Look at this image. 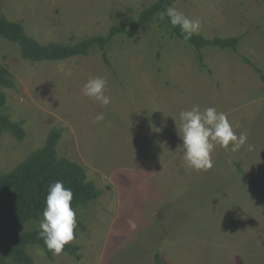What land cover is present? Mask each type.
<instances>
[{
  "label": "rangeland",
  "instance_id": "obj_1",
  "mask_svg": "<svg viewBox=\"0 0 264 264\" xmlns=\"http://www.w3.org/2000/svg\"><path fill=\"white\" fill-rule=\"evenodd\" d=\"M156 1L0 0V19L20 21L42 44L74 45L128 28ZM172 6L198 19L206 38L239 37L237 50L200 53L157 20L134 37L118 33L106 50L96 45L62 60H28L18 42L0 36V63L14 82L0 91L6 113L26 132L23 140L3 133L0 171L61 129L59 156L85 166L101 191L75 209L81 258L30 244L36 264H264V0ZM96 76L107 78V106L82 95ZM193 105L215 107L247 136L236 151L217 145L206 171L186 168L178 136L179 113ZM41 218L23 230L38 228Z\"/></svg>",
  "mask_w": 264,
  "mask_h": 264
},
{
  "label": "trees",
  "instance_id": "obj_2",
  "mask_svg": "<svg viewBox=\"0 0 264 264\" xmlns=\"http://www.w3.org/2000/svg\"><path fill=\"white\" fill-rule=\"evenodd\" d=\"M176 1L157 0L142 10L139 17L128 28L117 25L112 27L106 36L86 38L74 45L56 42L42 44L26 32L23 23L10 20L7 17L0 19V36L18 42L23 57L31 61L62 60L75 55H88L96 45L106 50L107 44L118 33L134 37L142 26L156 20L167 33L183 39L179 28H173L167 17L163 21L159 18V13L166 7L172 6ZM239 41V37L218 36L209 39L202 34H194L186 42L201 53L202 49L208 46L237 50ZM104 56L110 63L105 51ZM201 57L203 58L202 55ZM247 61L250 62V60ZM12 77L10 70L0 63V87H12L14 84ZM6 109L7 95L0 91V149L4 132H11L19 140H23L26 135L22 123L11 120ZM61 134V129H54L44 146L33 151L10 171H0V264H36L26 250L30 244L43 247L49 255L53 253L39 238L38 228L23 230L28 221L42 216L50 183L61 180L65 187L72 189V206L74 209L86 206L100 196L101 191L94 181L88 179L85 166L69 158L59 156L58 142ZM259 188L264 195V187L259 186ZM78 227L79 224L77 223L75 238ZM79 249L80 247L71 241L64 246L63 252L81 258ZM157 259L162 262L159 254Z\"/></svg>",
  "mask_w": 264,
  "mask_h": 264
},
{
  "label": "clouds",
  "instance_id": "obj_3",
  "mask_svg": "<svg viewBox=\"0 0 264 264\" xmlns=\"http://www.w3.org/2000/svg\"><path fill=\"white\" fill-rule=\"evenodd\" d=\"M165 17L173 28H179L185 41L199 33L200 21L189 18L175 6H168L159 13L161 21ZM106 86L107 78L96 76L82 85L81 92L102 106H107L111 98L105 94ZM179 117L180 125L177 129L182 140L186 168L206 171L213 167L211 154L217 145L226 150L231 145V150L236 151L247 141V136L243 133L237 135L227 115L215 107L201 110L199 105H193L191 109L181 110ZM103 119L104 113H100L94 117L93 122ZM72 201L73 191L65 187L63 181L57 180L49 184L42 218L38 224V236L54 255H60L64 246L75 239L77 219ZM128 223L131 229L136 228L134 221L129 220Z\"/></svg>",
  "mask_w": 264,
  "mask_h": 264
}]
</instances>
